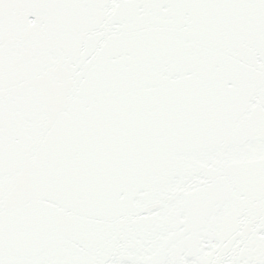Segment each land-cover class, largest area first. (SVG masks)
<instances>
[{
    "label": "snow or ice",
    "instance_id": "6c2138e0",
    "mask_svg": "<svg viewBox=\"0 0 264 264\" xmlns=\"http://www.w3.org/2000/svg\"><path fill=\"white\" fill-rule=\"evenodd\" d=\"M0 264H264V0H0Z\"/></svg>",
    "mask_w": 264,
    "mask_h": 264
}]
</instances>
